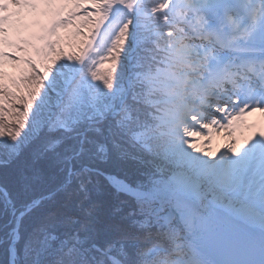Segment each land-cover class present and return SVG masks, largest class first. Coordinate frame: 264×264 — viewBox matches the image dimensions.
I'll list each match as a JSON object with an SVG mask.
<instances>
[{"label": "snow or ice", "instance_id": "obj_1", "mask_svg": "<svg viewBox=\"0 0 264 264\" xmlns=\"http://www.w3.org/2000/svg\"><path fill=\"white\" fill-rule=\"evenodd\" d=\"M0 253L264 264V0H0Z\"/></svg>", "mask_w": 264, "mask_h": 264}, {"label": "rangeland", "instance_id": "obj_2", "mask_svg": "<svg viewBox=\"0 0 264 264\" xmlns=\"http://www.w3.org/2000/svg\"><path fill=\"white\" fill-rule=\"evenodd\" d=\"M247 135H249V133L247 131H243L241 133L240 132L237 133V136L240 137V138H243L244 136H247ZM222 143H223V140H222L221 137H215L214 140L212 141V145L211 146H212L213 149H216ZM222 150L223 149H221V151Z\"/></svg>", "mask_w": 264, "mask_h": 264}, {"label": "trees", "instance_id": "obj_3", "mask_svg": "<svg viewBox=\"0 0 264 264\" xmlns=\"http://www.w3.org/2000/svg\"><path fill=\"white\" fill-rule=\"evenodd\" d=\"M9 71H11V69H9ZM0 259H2V253H0Z\"/></svg>", "mask_w": 264, "mask_h": 264}, {"label": "bare ground", "instance_id": "obj_4", "mask_svg": "<svg viewBox=\"0 0 264 264\" xmlns=\"http://www.w3.org/2000/svg\"><path fill=\"white\" fill-rule=\"evenodd\" d=\"M257 119V118H256ZM255 120V119H254Z\"/></svg>", "mask_w": 264, "mask_h": 264}]
</instances>
